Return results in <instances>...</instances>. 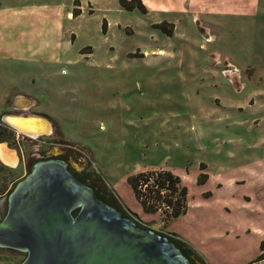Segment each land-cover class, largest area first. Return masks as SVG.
Listing matches in <instances>:
<instances>
[{
	"label": "rangeland",
	"instance_id": "374dc122",
	"mask_svg": "<svg viewBox=\"0 0 264 264\" xmlns=\"http://www.w3.org/2000/svg\"><path fill=\"white\" fill-rule=\"evenodd\" d=\"M63 1L72 3L0 0V142L20 157L16 166L0 161V193L30 172L29 159L43 144L56 153L69 149L70 162L91 172L108 202L170 239L171 209L143 217L129 211L141 208L131 176L148 169L180 175L190 210L184 220L203 215L205 207L225 212L221 219L230 216L231 237L246 223L263 229L257 213L264 205V0L245 15L195 10L189 2L182 9L162 0L143 12L121 0H80L84 12L72 21L57 16ZM166 20L176 25L174 33ZM209 33L217 38L208 40ZM19 95L33 104L14 106ZM3 114L45 116L53 133L25 138L1 122ZM203 174L210 178L206 185ZM220 184L225 197H218ZM260 235L237 238L229 251L220 243L200 248L202 259L257 260L264 252ZM186 248L196 264H205ZM25 257L20 252V264Z\"/></svg>",
	"mask_w": 264,
	"mask_h": 264
},
{
	"label": "water",
	"instance_id": "95a60500",
	"mask_svg": "<svg viewBox=\"0 0 264 264\" xmlns=\"http://www.w3.org/2000/svg\"><path fill=\"white\" fill-rule=\"evenodd\" d=\"M18 98L33 104L24 96L15 103ZM1 122L26 137L54 129L49 118L36 114H3ZM19 159L16 148L0 142L2 163L16 166ZM0 247L25 253L21 264H190L169 236L101 200L60 160L37 164L10 193Z\"/></svg>",
	"mask_w": 264,
	"mask_h": 264
},
{
	"label": "crops",
	"instance_id": "0c3cea01",
	"mask_svg": "<svg viewBox=\"0 0 264 264\" xmlns=\"http://www.w3.org/2000/svg\"><path fill=\"white\" fill-rule=\"evenodd\" d=\"M19 1H21V0H19ZM70 1H72V3L71 2L66 3L65 1H63L62 7L61 8L59 7V10L61 9L62 11L57 12V16H59V17L63 16L64 19L67 21H69V20L72 21V20L76 19L77 14H78V16H80L84 12V6L81 5L80 0H79V3H75V0H70ZM161 1L162 0H156V1H154V0H142L143 4L145 5V8H146V10L143 12H149L150 9H152V4H157V6H160L162 4ZM163 2L167 3L168 5H173V4H176V2H178V4L180 3L179 5L181 6L182 9H184L186 7L184 4L189 2L187 8H192V9L196 10V5L198 8H202V7L206 6L207 9H209V10L210 9L215 10L217 14L222 13V14H228V15L242 13V12L245 15V11H247L248 9L254 8V7H256V8L259 7L257 4L258 0H163ZM80 5H81V7H83V9L80 8ZM135 9H139V8H135ZM132 10H134V9H132ZM1 11H4L3 5L0 6V12ZM194 14L196 17H198V13L196 11H194ZM48 17H52L51 11L48 14ZM166 21H168V20H166ZM53 22H54V20H52V18H51V21H49L48 24H53ZM168 22L174 25V28H173V33H174L175 29H176V25L171 21H168ZM50 29L51 28L48 29L49 32L51 34H54L55 33L54 29H51V30ZM206 29L209 31V28H206ZM214 35H216V34L209 33V35L207 36V39L208 40L216 39L217 35L216 36H214ZM19 96H24V95H19ZM157 169H159V168H157ZM148 170H152V169H148ZM148 170H146V171H148ZM263 176H264V173H263ZM261 178H263V177L261 176ZM209 181H210V178L207 177V180L205 181L204 185L208 184ZM182 182H183V179H182ZM231 183L233 184V181H231ZM183 184H184V182H183ZM217 187H218L217 191L219 194L218 197H225V194H224L225 184H220ZM213 197L214 196H208V198H213ZM233 198L234 197H231L230 199H233ZM129 209H130L129 211H132L135 214L140 215L141 217H143V215L150 214L148 212H145L142 206L137 211L133 210L130 207H129ZM203 209H204L203 215H196L195 219H193V220L192 219L184 220L185 217H187L189 212H190V210L187 208V211L184 214L173 219L171 222H169L166 225V229L168 231L167 234H169L170 236H173V237L181 240L182 242H184L187 245V247L192 249L196 253V255L201 257V259L203 258L202 257L203 253H202V249H200V248H207L210 245H217L218 243H220L223 246V248H222L223 250L229 251L231 249V246L233 245V242H235L237 240V238H240L242 241H244V238L246 236L250 237L252 234H254V231L257 232L258 234H261L260 237L259 236L257 237V241H259L260 239H264V228L261 229L258 227H253V229H254L253 230V229H251L249 223H246L244 227H241V230L239 231V233L236 236L231 237V235H228V234L231 233L232 229L231 228L229 229V227H231V226H229V224L227 223V220H226V218H230V216H225V217H222L223 219H221L220 213H225V212L220 211V213L217 214L216 211H214V209L212 211H209V209L205 208V207H203ZM188 210H189V212H188ZM234 212L237 215H241L240 210L238 212L234 210ZM257 214H259L260 216H262L264 218V205L261 206L260 211ZM242 216H243V212H242ZM260 231H261V233H260ZM213 233H215V235L212 236ZM225 233H227L226 237L224 236ZM221 234H223V235H221ZM262 244H264V241ZM261 251H263V247H262ZM202 261H203V259H202ZM252 261H254V260H252ZM252 261L247 262L245 264H250Z\"/></svg>",
	"mask_w": 264,
	"mask_h": 264
},
{
	"label": "trees",
	"instance_id": "16d2710c",
	"mask_svg": "<svg viewBox=\"0 0 264 264\" xmlns=\"http://www.w3.org/2000/svg\"><path fill=\"white\" fill-rule=\"evenodd\" d=\"M75 3H79V0H75ZM121 4L130 10L135 8H139L142 11L146 10L142 0H121ZM206 177L204 174L200 176L199 180L201 183L206 180ZM129 184L135 198L139 201L145 212L155 213L162 207H167L171 209L167 217L168 222H171L187 211L188 188L182 184L181 177L170 170L141 171L130 177ZM145 185L147 189L144 190L142 188ZM171 239L189 258L191 253L186 248L187 245L180 240H176L175 237ZM262 247L264 250L263 244ZM261 259H264V252L257 260L252 261L250 264Z\"/></svg>",
	"mask_w": 264,
	"mask_h": 264
},
{
	"label": "flooded vegetation",
	"instance_id": "af4514ba",
	"mask_svg": "<svg viewBox=\"0 0 264 264\" xmlns=\"http://www.w3.org/2000/svg\"><path fill=\"white\" fill-rule=\"evenodd\" d=\"M15 102L13 101V104ZM16 105V103H15ZM20 104L17 102V107L19 108ZM23 135V134H21ZM24 136V135H23ZM26 138V136H24ZM42 136H39L37 138L32 139H39ZM31 138V137H30ZM67 143L66 147L71 148V144ZM55 147L49 146L47 149H45V145L41 144L40 146H37V153L35 154V157H31L28 162V169L29 173L25 174L22 179H24L28 174L31 173V171L34 169V167L42 162H47L51 160H60L63 161L66 164V167L68 170L77 177L78 180H80L83 183H86L90 187L93 188L95 194L104 202H106L109 205H112V203L108 202L105 199L104 194L100 191L99 186L97 185V180L94 176H91V172H89L86 167H83L81 169H78L75 165H73L70 160L68 159V153L69 149H61L56 150L57 153L53 150ZM90 176V177H89ZM21 179V180H22ZM19 180V181H21ZM17 181L14 184V187H12L6 194L0 193V221L4 219L6 216L8 209H9V195L19 182ZM114 206V205H112ZM77 213V210L75 211ZM20 257V251L18 249L8 248V247H0V264H20L19 262ZM189 262L191 264H196L197 260L193 255H190L188 258Z\"/></svg>",
	"mask_w": 264,
	"mask_h": 264
},
{
	"label": "bare ground",
	"instance_id": "6f19581e",
	"mask_svg": "<svg viewBox=\"0 0 264 264\" xmlns=\"http://www.w3.org/2000/svg\"><path fill=\"white\" fill-rule=\"evenodd\" d=\"M19 103L20 104V108H27L28 106H26V104H24V102H23V100L21 99V98H18V100L16 101V103ZM16 131V130H15ZM18 132V131H17ZM18 133H20V132H18ZM21 134V133H20ZM27 137H30V136H27ZM37 137H39V136H32L31 138H37Z\"/></svg>",
	"mask_w": 264,
	"mask_h": 264
},
{
	"label": "built area",
	"instance_id": "2783aa9c",
	"mask_svg": "<svg viewBox=\"0 0 264 264\" xmlns=\"http://www.w3.org/2000/svg\"><path fill=\"white\" fill-rule=\"evenodd\" d=\"M133 218H135L136 219V217L133 215V214H131V212H128ZM137 220V219H136Z\"/></svg>",
	"mask_w": 264,
	"mask_h": 264
}]
</instances>
